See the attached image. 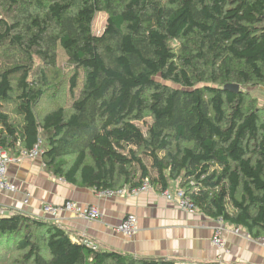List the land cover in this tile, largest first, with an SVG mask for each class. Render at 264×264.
I'll list each match as a JSON object with an SVG mask.
<instances>
[{
	"label": "trees",
	"instance_id": "obj_1",
	"mask_svg": "<svg viewBox=\"0 0 264 264\" xmlns=\"http://www.w3.org/2000/svg\"><path fill=\"white\" fill-rule=\"evenodd\" d=\"M253 87L264 98V0H0V146L20 154L42 140L45 164L75 185L176 184L199 212L263 236L264 101ZM82 238L46 217L2 215L0 260L177 264Z\"/></svg>",
	"mask_w": 264,
	"mask_h": 264
},
{
	"label": "crops",
	"instance_id": "obj_2",
	"mask_svg": "<svg viewBox=\"0 0 264 264\" xmlns=\"http://www.w3.org/2000/svg\"><path fill=\"white\" fill-rule=\"evenodd\" d=\"M8 179L16 190L1 194L0 217L24 211L49 218L42 212L47 203L95 204L103 213L100 220H87L73 212H63L52 220L71 231L75 239L87 235L101 248L138 257L174 259L177 264H264L263 246L245 228L237 233L233 225L226 223L223 230L226 247L221 249L213 243L214 231L220 225L218 219L199 211H186L154 188L136 197L102 198L95 188L78 186L55 175L43 157L11 163ZM131 213L138 217V233L126 236L114 232L113 226Z\"/></svg>",
	"mask_w": 264,
	"mask_h": 264
},
{
	"label": "built area",
	"instance_id": "obj_3",
	"mask_svg": "<svg viewBox=\"0 0 264 264\" xmlns=\"http://www.w3.org/2000/svg\"><path fill=\"white\" fill-rule=\"evenodd\" d=\"M44 153L43 141L39 140L37 144L31 150H23L20 154H11L9 150L0 146V196L6 191H15L16 185L8 179V169L11 163H19L23 160H33L41 157ZM153 186L150 181L146 179L143 184L135 188L117 187V188H105L97 190L99 197H116V196H139L141 193L152 190ZM162 194L165 198L172 203H176L182 209L195 213L198 210L190 195L185 193V190L176 187L175 189H167ZM29 202V197L25 200ZM43 214L49 215V218L57 219L63 212H73L77 216L85 218L87 220H100L103 217V213L98 205L91 204L87 206H81L77 202L67 201L60 205H54L47 203L43 206ZM220 225L214 231L213 243L219 248L223 249L226 247V242L223 237L224 225L227 223L223 218H219ZM138 217L131 213L128 214L118 225L113 226V231L126 236H134L139 231ZM234 231L239 233L242 227L234 226ZM84 242L97 248V243L87 235H82ZM260 245L264 248V235L259 237H253Z\"/></svg>",
	"mask_w": 264,
	"mask_h": 264
},
{
	"label": "rangeland",
	"instance_id": "obj_4",
	"mask_svg": "<svg viewBox=\"0 0 264 264\" xmlns=\"http://www.w3.org/2000/svg\"><path fill=\"white\" fill-rule=\"evenodd\" d=\"M106 23H107V14L105 12L104 13L103 12L98 13L97 16H96V18H95V20H94V24H93V26H94V32L97 33V34H101L103 32L105 26H106ZM64 55H65L64 49L60 46L59 47V56H60V58H59L58 67H57L58 68L57 69V72H59V73H63V71H64V65L66 64L65 62H62V61L65 60L64 59ZM35 64H36L35 65V72H36V70H38V69L40 70L42 68V65H41L42 62L40 61V59L37 58L35 60ZM67 70H68V68H67ZM50 71H51V69H50ZM54 73H55V71L53 70V74ZM56 81L57 80L54 79V82L51 81V83H56ZM250 90H252L253 94H255L256 96H260L261 95V92H262L261 90H259V91L258 90H255L254 87L253 88H250ZM64 91L67 93L66 95L68 97V87H64ZM52 95L53 94L50 93V96L51 97H53ZM260 98H261V103H263V101H264L263 95H261ZM46 103H50L51 104V107L57 105V103L53 105L52 102L49 101V99H47V102H43V104H46ZM40 109H44V108L43 107H40ZM174 186L178 187L177 185H174ZM46 219H49V220L52 221V218H46ZM1 252H2L3 255H6L7 254V251H5V250H1ZM20 255H21V253H19L17 256H20ZM0 264H7V261H5V260L1 261L0 260Z\"/></svg>",
	"mask_w": 264,
	"mask_h": 264
},
{
	"label": "water",
	"instance_id": "obj_5",
	"mask_svg": "<svg viewBox=\"0 0 264 264\" xmlns=\"http://www.w3.org/2000/svg\"><path fill=\"white\" fill-rule=\"evenodd\" d=\"M224 88L227 90L235 91V92H238L241 89L240 85L236 83H228L225 85Z\"/></svg>",
	"mask_w": 264,
	"mask_h": 264
}]
</instances>
